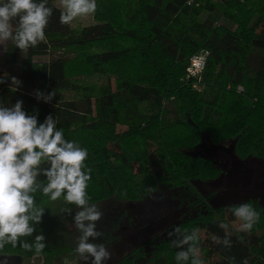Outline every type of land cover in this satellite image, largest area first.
I'll return each instance as SVG.
<instances>
[{
  "label": "trees",
  "instance_id": "16d2710c",
  "mask_svg": "<svg viewBox=\"0 0 264 264\" xmlns=\"http://www.w3.org/2000/svg\"><path fill=\"white\" fill-rule=\"evenodd\" d=\"M56 1L48 0L53 15L45 41L24 52L18 73L0 71V77H8L0 84V102L11 106L23 100L24 110L38 112L41 123L53 114L65 139L87 149L90 204L138 202L160 193L166 210L185 208L166 238L149 239L118 263L177 264L179 249L169 232L180 227L199 230L204 264H264V202H248L259 220L251 232H238L242 221L233 215V206L208 205L197 187L219 178L223 168L213 157L192 152L207 138L217 145L231 143L241 160H264V0H97L95 22L79 28L60 23ZM216 10L235 28L201 18ZM6 46V63L12 65L21 50L11 41ZM201 50L209 53L203 83L219 91L215 120L205 117L202 94L182 81L191 57ZM43 55L49 59H35ZM83 75L107 81L89 84L80 80ZM11 76L23 82L18 90L10 87ZM36 89H55L56 96L51 103L38 101L32 94ZM171 99L180 118L169 121L165 104ZM119 125L126 128L120 131ZM37 180L46 183L43 175ZM34 197L40 207L52 201L42 191ZM60 199L68 209L57 220L60 233L55 241L51 236L50 246L36 253L6 244L0 254L41 257L42 264L79 255L77 230L68 226L74 224L76 205ZM221 222L229 226L230 248L213 242L225 235ZM121 225L114 222L109 230L101 225L95 243L120 240L126 235Z\"/></svg>",
  "mask_w": 264,
  "mask_h": 264
},
{
  "label": "clouds",
  "instance_id": "9594fccd",
  "mask_svg": "<svg viewBox=\"0 0 264 264\" xmlns=\"http://www.w3.org/2000/svg\"><path fill=\"white\" fill-rule=\"evenodd\" d=\"M47 5L48 0H0V45L11 41L23 53L44 42L45 28L53 15V8ZM60 6V23L70 25L77 17L95 13L97 0H60ZM10 79V87L14 85L18 90L23 82L16 76ZM7 80L8 77H0V84ZM32 94L38 101L51 103L56 91L36 89ZM23 104V100L11 106L0 102V249L6 244L13 247L19 244L28 251L35 249L36 253L45 249V235H34L35 225L42 222L45 213L36 204L34 194L42 191L52 201L63 197L67 203L76 205L73 221L80 235L75 251L91 264H105L111 253L103 244L95 243L102 235L97 222L103 213L96 204L89 203L86 190L92 170L85 164L87 149L65 139L53 114H48L41 123L38 112L29 114ZM45 163L48 166L41 167ZM41 175L46 177V183L38 182ZM232 212L242 221L238 232H251L259 220V212L248 202L234 205ZM219 227L225 235L213 237V242L230 248L228 224L221 222ZM33 235L31 242L21 239ZM169 237H174L172 246L179 249L175 256L177 264H188L189 260L191 264H204L198 229L188 232L175 227ZM64 264L74 262L66 258Z\"/></svg>",
  "mask_w": 264,
  "mask_h": 264
},
{
  "label": "rangeland",
  "instance_id": "374dc122",
  "mask_svg": "<svg viewBox=\"0 0 264 264\" xmlns=\"http://www.w3.org/2000/svg\"><path fill=\"white\" fill-rule=\"evenodd\" d=\"M56 5L61 8L60 6V0H57ZM202 19H210L216 24H225L226 26L230 28H235V25L227 18H225L222 15V12L220 10H216L212 13L207 12L204 13L201 17ZM95 22L94 20V13L89 14L87 16H81L77 17L73 20V22L70 24L74 28H79L83 25H89L93 24ZM6 42L3 45H0V71H12L15 73H18L21 68L22 61L25 60V53L22 51H19L16 56V61L11 65L6 63ZM194 55H201L203 59L207 58L209 53L208 51H200L197 54ZM193 55V56H194ZM192 56V57H193ZM192 57L190 59V62L188 66L186 67L185 75L182 77V81L189 83L190 86L195 89L197 92L202 94L203 100L206 102L205 107V117H210L211 119L215 120L218 116V111L214 108V103L216 99L219 96V91L216 88L210 87L207 84L203 83L204 80V71H205V64L202 60V68L200 66L190 67L192 66ZM36 60L40 61H47L49 59L48 55L43 56H37L35 57ZM206 61V60H205ZM204 65V66H203ZM194 69V72H193ZM81 81L87 82L89 84L91 83H104L107 81L106 77L104 76H98L94 75L92 77L88 76H81ZM113 86L115 87L114 78L111 79ZM239 88L242 90V86H239ZM69 96V95H68ZM167 109V120H176L180 118V115L177 111L175 100L171 99L166 102L165 104ZM125 126H118V130L122 131L125 129ZM193 153L196 154H202L204 156H210L213 157L216 160V164L220 165L223 168V173L220 176V184L215 185L214 183L218 181H211V182H198L197 187L199 188V192L202 196L206 195L207 193L215 192L214 195L210 199V203L215 206H234L236 204L242 203V202H251V201H258L264 202V160L256 159V158H249L248 160H241L236 155H234L233 152V146L231 143L223 142L221 144H214L207 138H205L201 144L196 148ZM241 164V167H240ZM252 170V171H251ZM162 194L158 193L157 196L154 198H151L150 201L153 202L156 201V199L161 198ZM152 196V195H148ZM147 196V197H148ZM163 200V199H162ZM127 204V203H126ZM98 208L102 211L103 215L101 219L97 222V230L99 228L105 226V221L108 222L109 226L108 228H112L114 226V222L118 223L121 222L125 230L126 228H129L127 225V213L122 212V208L127 207V205H124V203L116 204L115 201L109 200L106 202H102L99 204H96ZM135 207V205H133ZM45 209V213L42 219V222L38 225H35L36 232L35 234L43 233L46 237V245H51V236L52 240L55 241L54 237L60 233V230H55V228H58V219L67 211L68 207L66 208L65 203L63 200L58 199L56 201H51L48 203L47 206H42ZM129 207H131L129 205ZM148 206L146 205V202H144L143 205H140L136 207L134 212L140 213L142 211L148 210ZM150 207V206H149ZM156 207V206H155ZM77 209V207H74ZM151 209V208H150ZM78 210V209H77ZM183 209H181L182 211ZM121 214H119V213ZM175 216H171L168 218V221L173 220ZM57 217V219H56ZM117 220V221H114ZM165 224V220H161L157 222V224H154L153 227H163ZM103 225V226H101ZM71 230H77L75 228L74 224L68 225ZM62 231V230H61ZM102 232L103 230H99ZM79 231H76L77 240L80 235L78 233ZM56 233V234H55ZM141 233V232H140ZM33 237H22V240H27L31 242L34 239ZM137 236H140V234H137ZM136 239V238H135ZM134 237L131 238V240H135ZM141 239V238H140ZM131 244H134V242H131ZM126 239L116 241L113 244L109 246H105L108 251L111 253L110 259L105 261V264H112L115 262V258H118L119 256H122L123 253H121V248L125 247ZM131 246H128L126 250H128ZM121 253V254H120ZM71 260L74 262V264H91L90 260H84L83 257L80 255H67V256H61L55 260L53 264H64L65 259ZM40 261H36L34 257L31 258H22V262L20 264H42L41 257H38Z\"/></svg>",
  "mask_w": 264,
  "mask_h": 264
},
{
  "label": "flooded vegetation",
  "instance_id": "af4514ba",
  "mask_svg": "<svg viewBox=\"0 0 264 264\" xmlns=\"http://www.w3.org/2000/svg\"><path fill=\"white\" fill-rule=\"evenodd\" d=\"M240 167H241V164H240ZM219 178H217L215 180H210V181H207V182L218 181V183L217 182L214 183L215 185H218V184L221 183ZM214 193L215 192H211V193H207L206 195H204L203 196L204 202H206L208 205H210L211 204L210 203V198H206V197L208 195H211V194L213 196ZM154 195L157 196V194H154ZM154 197L155 196H153V195L152 196H148V197H145V198H143L142 200H140L138 202H128V201L122 202V203H124V205L128 204L127 207H124V208L121 207V209H122L123 213H127L128 214L127 215V225H128L129 228H126L125 230H123L126 233V235L123 236L120 240L122 241V240L126 239V242H127L125 244L126 248L128 246H131L128 250H126L125 247L121 248V251H122L121 253H123L125 251V253L122 256H124L127 253H129L134 247L145 243L146 241H148L151 238H155V237H157L158 239L166 238L167 235H168V228L171 225L177 223L181 219L182 213L185 210V208L181 211V208H178L177 206H175L172 210L168 211V210L165 209V206L167 205V200H165V199H163L161 197V198L156 199V201L153 200V202H151L150 199L154 198ZM144 202H146V205L148 206L147 207L148 210L142 211L140 213H137V212L133 211V210L136 209V207H138L140 205H143ZM129 205L131 207H129ZM133 205H135V207ZM176 214L178 215L177 217H175L171 221H168L169 217H171L172 215L175 216ZM161 220H165L164 226L163 227L154 228L153 225L157 224V222H159ZM108 226H109L108 222L105 221L106 230L111 229V227L108 228ZM122 229H124L123 226H122ZM99 230H102V227L99 228ZM137 234H140V236H137ZM132 237H134V239L135 238L136 239L135 240H131ZM120 240H118V241H120ZM129 240L131 242H134V244H131L129 242ZM113 243H107L105 246H109V245H111ZM122 256H119L118 258H115V262L112 263V264H119L118 260Z\"/></svg>",
  "mask_w": 264,
  "mask_h": 264
},
{
  "label": "water",
  "instance_id": "95a60500",
  "mask_svg": "<svg viewBox=\"0 0 264 264\" xmlns=\"http://www.w3.org/2000/svg\"><path fill=\"white\" fill-rule=\"evenodd\" d=\"M36 260L40 261L39 259ZM21 262L22 257L18 254H0V264H20Z\"/></svg>",
  "mask_w": 264,
  "mask_h": 264
},
{
  "label": "built area",
  "instance_id": "2783aa9c",
  "mask_svg": "<svg viewBox=\"0 0 264 264\" xmlns=\"http://www.w3.org/2000/svg\"><path fill=\"white\" fill-rule=\"evenodd\" d=\"M202 60L204 61V64H205V60H206L205 58L203 59V57L201 55H194L192 57V66L190 65V67H195V66L198 65V66H200V68H202V65H201L202 64ZM193 72H194V69H193Z\"/></svg>",
  "mask_w": 264,
  "mask_h": 264
}]
</instances>
